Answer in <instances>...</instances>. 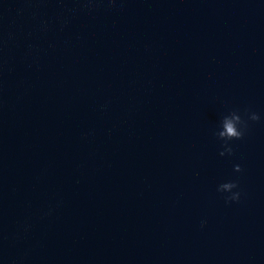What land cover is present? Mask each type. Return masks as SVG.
<instances>
[{"label": "water", "instance_id": "water-1", "mask_svg": "<svg viewBox=\"0 0 264 264\" xmlns=\"http://www.w3.org/2000/svg\"><path fill=\"white\" fill-rule=\"evenodd\" d=\"M0 264H264V0H0Z\"/></svg>", "mask_w": 264, "mask_h": 264}, {"label": "clouds", "instance_id": "clouds-1", "mask_svg": "<svg viewBox=\"0 0 264 264\" xmlns=\"http://www.w3.org/2000/svg\"><path fill=\"white\" fill-rule=\"evenodd\" d=\"M261 118L260 113L247 108L243 110L230 109L222 113L212 133L221 144L219 155L221 157H224L226 154L231 156L233 153L232 142L243 139L249 123L260 121ZM233 171L240 172L241 165L239 163L234 164ZM216 191L222 195L225 204L238 202L242 195L239 185L234 179L224 180L218 183L216 185ZM205 222L202 220L201 225Z\"/></svg>", "mask_w": 264, "mask_h": 264}]
</instances>
